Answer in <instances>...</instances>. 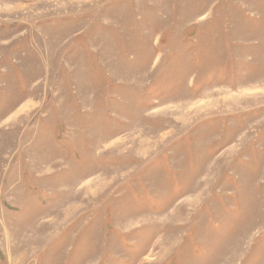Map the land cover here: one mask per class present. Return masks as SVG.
<instances>
[{
    "label": "rangeland",
    "instance_id": "obj_1",
    "mask_svg": "<svg viewBox=\"0 0 264 264\" xmlns=\"http://www.w3.org/2000/svg\"><path fill=\"white\" fill-rule=\"evenodd\" d=\"M0 264H264V0H0Z\"/></svg>",
    "mask_w": 264,
    "mask_h": 264
}]
</instances>
